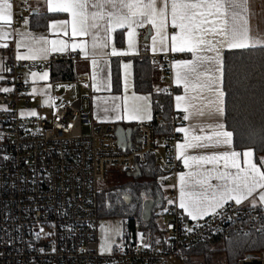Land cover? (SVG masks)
<instances>
[{
    "label": "built area",
    "instance_id": "1",
    "mask_svg": "<svg viewBox=\"0 0 264 264\" xmlns=\"http://www.w3.org/2000/svg\"><path fill=\"white\" fill-rule=\"evenodd\" d=\"M17 1L23 14L19 22L25 23L32 15L30 0ZM140 34L147 35L145 27ZM80 58V52H68L43 63L14 59L8 65V82L0 88V264H211L194 262L190 250L216 237L264 234V206L229 201L215 214L189 220L169 203L157 223L163 232L159 243L152 232L150 243L124 236L111 253H103L99 202L104 182L116 168L141 178L154 160L165 172L161 188L167 187L182 169L177 153L182 119L174 110L167 119L162 108L156 109L151 121L136 124V140L124 148L111 124L94 123L85 106L89 91L54 105L50 115H25L33 102L25 71L39 72L56 61L75 64ZM166 59L169 63L172 57ZM168 63L162 64L166 82ZM81 81L78 76L75 83ZM164 92L174 96L171 86ZM169 198L175 199L176 192ZM237 264H264V255H247Z\"/></svg>",
    "mask_w": 264,
    "mask_h": 264
},
{
    "label": "crops",
    "instance_id": "2",
    "mask_svg": "<svg viewBox=\"0 0 264 264\" xmlns=\"http://www.w3.org/2000/svg\"><path fill=\"white\" fill-rule=\"evenodd\" d=\"M30 6L32 8V14L37 15V18L45 14L57 15V17L50 19L44 29H34L31 22L32 15L27 22H19L23 14L22 7L17 0H0V9L5 10L7 14L11 15L10 22L0 20V88L8 82L7 68L10 62L14 59H18L19 56L31 55L29 52L30 48L37 50L45 49V51H37L35 59L19 60L43 63L51 56L61 55L68 52H80L81 58L78 59L75 64L70 62L73 73L72 79H52L51 68L61 61H56L53 63L52 67L43 68L39 72L25 71V78L32 83L33 96L31 109L23 110L25 115H33L32 113H35V115H50L54 105L73 101L77 99L79 92L89 91L91 96L89 99L85 100V106L91 111L94 123H109L114 127L115 131L118 128H123L126 132L131 131L132 134L130 138H127L128 135L126 134V141H124L125 143L127 141L131 143L136 140V124L138 122L152 120L156 110L155 98L164 92L166 88L171 86L174 91V96H172V109L177 112V115L182 119L180 129L185 128L189 130V135L187 137L185 136V133L181 131L182 138L177 144V153L181 160L182 169L175 177L170 179L166 187L168 197L172 190L176 192V198L171 201H173V204L177 205V207H179L180 173H188L190 171H196L197 169L203 172L213 168L224 170L223 161H220L219 164L215 166L210 163L200 165L196 162L189 161L191 164V168H189L185 166V157H200L218 154L224 151H236L241 154L238 157L241 167H245L246 158L243 153L251 150L253 152V162L258 166L264 163V158L261 162L257 160L253 149H235L234 135L232 136L231 145L217 144L215 138L212 140L201 139L200 141L192 139L193 136H211L215 126L221 123L225 125L227 131H230L225 124V97L224 113L218 114L208 105V101L215 99L213 93L207 91L194 93L191 89L186 93L183 83L177 84L176 73L178 68L176 62L182 60L190 61L194 59V56L187 51H172L171 36L174 35L178 29H174L170 21L166 30L168 39L163 44L160 42V37L157 35L156 29L150 24L145 23L143 27L146 28L147 34L149 30L152 32L148 40L145 38L146 35L141 36V26H134V35L129 34L130 30L127 27L116 28L114 31H110L107 34L103 30H93V32L98 33L100 39L107 44L106 47H97L94 49L92 47L93 33H90L87 36H73L70 24L65 28L57 23L59 21H71V15L69 13L50 11L49 0H30ZM247 9V26L251 42H259L256 43V46H264V0H247ZM4 33H7V35H4ZM106 35L107 39L105 40L104 38ZM153 38H155V44ZM119 39L123 42L122 44H119ZM52 41H56L57 43L53 45ZM60 41L64 42L63 46L59 43ZM84 42L87 44L86 51L79 47V45ZM73 45H77V47H73ZM229 49L241 48H221L223 69L225 51ZM114 52L115 54H113ZM150 56H154L155 59L152 60ZM169 56L172 57V60L168 63L166 58ZM139 58H149L150 61L158 67V71L154 74L153 90L151 92H140L137 91L135 87V60ZM93 61H95V64H93ZM164 63H168L170 68L171 78L170 81L167 82L164 81L165 73L162 70V64ZM115 66L119 69L118 81H115L114 79ZM205 67L206 66L202 65L200 70L204 71ZM212 67L214 70L215 65ZM33 73L36 75L33 76ZM44 73H47V78H43ZM78 76L82 77V83L80 85L75 83ZM58 82L72 83L69 87L68 85L59 86ZM116 82L119 83L116 84ZM222 88L224 91L223 83ZM33 89H35V91H33ZM69 95L74 96V98H69ZM193 95H199L202 99L195 102L197 107L191 109L194 114L189 119L185 120L184 116L186 113L183 110L185 105L183 101H181V107L178 108L176 97H188ZM55 97L56 100L54 101L53 98ZM199 109L203 110V115L195 114ZM130 116H136L138 118L131 119L129 118ZM88 128L90 129V125H88ZM186 143L204 146L186 147L183 150L184 155L182 156L178 145ZM227 171L235 172L236 170L228 168ZM210 183L215 185L219 183V181L213 178ZM260 191L261 190L258 189L251 197L243 201L241 204L251 207L264 206V204L259 201ZM253 200L256 201L255 206H253ZM179 209L186 219L193 220L183 209L180 207Z\"/></svg>",
    "mask_w": 264,
    "mask_h": 264
},
{
    "label": "snow or ice",
    "instance_id": "3",
    "mask_svg": "<svg viewBox=\"0 0 264 264\" xmlns=\"http://www.w3.org/2000/svg\"><path fill=\"white\" fill-rule=\"evenodd\" d=\"M50 11L65 12L71 15V21H59L67 28L70 24L73 36H87L92 34V47L103 48L107 44L102 41L98 33L93 30H103L106 34L116 28L127 27L130 35H134V26L150 24L156 29L160 42L163 44L167 39V28L169 21L174 29H178L171 36L172 51L190 52L193 60L177 61L176 73L177 84L183 83L185 92L213 93L214 100L208 101L218 114L224 113L225 92L223 83V59L221 48H248L255 47L249 36L248 20L246 13L247 0H49ZM0 20L11 21V15L0 9ZM7 35V33H4ZM107 39V35L104 38ZM155 44V38H153ZM57 42L52 41L55 45ZM62 46L63 41L59 42ZM6 46V45H3ZM77 47V45H73ZM85 51L86 42L79 45ZM37 51L45 49H29L31 55L19 56L18 59H35ZM207 53V54H201ZM115 54V52L113 53ZM95 64V61H93ZM204 65L205 70L201 71ZM213 65L215 68L213 70ZM36 74L33 73V76ZM43 78H47L44 73ZM9 91V89H4ZM35 91V89H33ZM199 95L188 97L177 96V107L184 103V119H189L194 113L191 109L197 107V101L201 100ZM35 115V113H32ZM195 114L203 115L199 109ZM136 119V116H130ZM187 137L189 130L179 129ZM233 133L227 131L224 124H217L211 136H193L192 139L212 140L215 138L217 144L231 145ZM204 146L199 144H180V154L184 155L186 147ZM241 154L236 151H224L218 154L200 157H185L186 167L191 168L189 161L197 164L218 165L224 162V170L213 168L206 172L190 171L179 174V207L183 209L193 220H197L209 214H215L228 201H235L237 205L247 200L258 189H260L259 201L264 204V163L260 166L252 160L253 152L248 150L243 153L245 167H241L238 157ZM233 168L236 171H227ZM215 178L219 183L213 185L211 179ZM173 203V201H169ZM255 206L256 201H252ZM148 247V245H145ZM101 245V251H105Z\"/></svg>",
    "mask_w": 264,
    "mask_h": 264
},
{
    "label": "trees",
    "instance_id": "4",
    "mask_svg": "<svg viewBox=\"0 0 264 264\" xmlns=\"http://www.w3.org/2000/svg\"><path fill=\"white\" fill-rule=\"evenodd\" d=\"M57 15L32 14L34 29H44L50 19ZM123 42L119 39V44ZM158 67L149 58L135 60V87L140 92L153 90L154 74ZM223 87L225 91V124L234 135V146L237 150L253 149L258 161L264 158V46L242 49H229L224 56ZM53 80L72 79L70 62L61 61L51 68ZM114 79H119V69L114 67ZM119 82H116L118 84ZM172 95L162 92L155 98L156 109L162 108L166 118L172 115ZM150 173L135 182L119 186L117 192L104 189L99 202L101 218H124L128 240L136 236L137 220L142 219L144 202L154 199V208L165 205L160 178L165 174L154 160L150 162ZM142 179V180H141ZM161 193V195H160ZM120 194L129 195L128 203ZM154 210L146 226L152 231L154 241L162 238ZM144 222V221H143ZM220 243V244H219ZM219 244V245H217ZM264 252V234H233L229 239L216 237L206 240L190 250L193 261H205L216 264H237L247 255Z\"/></svg>",
    "mask_w": 264,
    "mask_h": 264
},
{
    "label": "rangeland",
    "instance_id": "5",
    "mask_svg": "<svg viewBox=\"0 0 264 264\" xmlns=\"http://www.w3.org/2000/svg\"><path fill=\"white\" fill-rule=\"evenodd\" d=\"M68 97L74 98V96L72 95H69ZM83 127H84L83 128L84 133L88 134L89 133L88 125H84ZM138 179L139 178H133L132 176L124 172H121L119 168H116L114 172L111 173L104 182V189H107L112 192H117L119 186L126 184L128 182H135ZM163 196H165V205L153 208L157 223L160 221V216L164 212L166 206L169 204V201H171L170 198L168 197V191L166 187L163 188ZM120 197L128 203L132 202V198H130L126 194H120ZM151 232L152 231L146 226L145 221L143 222L141 220H137L136 232H135L136 237L142 239L146 243H150ZM99 233H100V249H101V245H104L105 249L110 248V251L109 250L102 251L103 253L109 254L113 251L115 245L121 243L125 234L127 233L126 221L124 220V218H101ZM262 254H264V252Z\"/></svg>",
    "mask_w": 264,
    "mask_h": 264
},
{
    "label": "water",
    "instance_id": "6",
    "mask_svg": "<svg viewBox=\"0 0 264 264\" xmlns=\"http://www.w3.org/2000/svg\"><path fill=\"white\" fill-rule=\"evenodd\" d=\"M151 33H152L151 30H149L148 31V34L145 37L146 40L149 39ZM116 134L118 136V139H119L120 143L125 148V142H124V141H126L125 135L127 134L128 135L127 138H130L132 132L131 131H127L126 132L125 130H123V128H118L116 130ZM138 175H139V173H136L135 174V176H138ZM155 205H156V202H155L154 199L147 200V201L144 202V209H143V212H142V219H143V221H149L150 220V218L152 216V211H153V208L155 207Z\"/></svg>",
    "mask_w": 264,
    "mask_h": 264
},
{
    "label": "flooded vegetation",
    "instance_id": "7",
    "mask_svg": "<svg viewBox=\"0 0 264 264\" xmlns=\"http://www.w3.org/2000/svg\"><path fill=\"white\" fill-rule=\"evenodd\" d=\"M149 200H151V199H149ZM147 201V200H146ZM156 202V201H155Z\"/></svg>",
    "mask_w": 264,
    "mask_h": 264
}]
</instances>
